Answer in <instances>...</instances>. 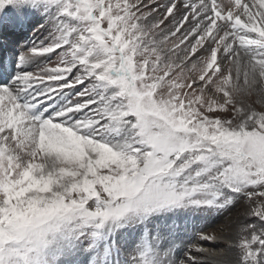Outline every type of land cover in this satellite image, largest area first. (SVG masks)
Instances as JSON below:
<instances>
[{
  "label": "snow or ice",
  "instance_id": "snow-or-ice-1",
  "mask_svg": "<svg viewBox=\"0 0 264 264\" xmlns=\"http://www.w3.org/2000/svg\"><path fill=\"white\" fill-rule=\"evenodd\" d=\"M24 28L0 264H264V0H0V39Z\"/></svg>",
  "mask_w": 264,
  "mask_h": 264
},
{
  "label": "rangeland",
  "instance_id": "rangeland-1",
  "mask_svg": "<svg viewBox=\"0 0 264 264\" xmlns=\"http://www.w3.org/2000/svg\"><path fill=\"white\" fill-rule=\"evenodd\" d=\"M237 214H240V209L238 208V209H236V210H234L228 217H223V218H219V219H217V221L215 220V222H213L212 224H211V222H212V219L213 218H211V222L210 223H208L209 222V220L206 222V224H208L209 226V228H208V230H207V232L208 233H211V231L213 230V229H215V228H217V227H220V226H223L224 227V225L225 224H228L229 222H232V221H235V217H236V215ZM205 220H201V221H199V222H204ZM199 225V223H196V224H194V225H192L191 226V228L194 230V229H196L197 228V226ZM222 227V228H223ZM204 247H208V246H206V245H204ZM221 249V248H220ZM219 248H218V250H220ZM217 249H215V251H216Z\"/></svg>",
  "mask_w": 264,
  "mask_h": 264
},
{
  "label": "bare ground",
  "instance_id": "bare-ground-1",
  "mask_svg": "<svg viewBox=\"0 0 264 264\" xmlns=\"http://www.w3.org/2000/svg\"><path fill=\"white\" fill-rule=\"evenodd\" d=\"M238 216H239V214H237L236 215V217L234 218L235 220L238 218ZM230 223V222H229ZM228 223V224H229ZM226 225V224H225ZM224 225V226H225ZM223 226H220V227H217V228H215L216 230H219V229H221ZM213 232V230L211 231V233ZM217 244L219 245L216 249V251L215 252H222V250H223V248H224V246H225V243H224V241H217ZM204 245H206V246H208L209 247V245L207 244V243H205ZM207 248V247H206ZM218 248L220 249V250H218Z\"/></svg>",
  "mask_w": 264,
  "mask_h": 264
}]
</instances>
